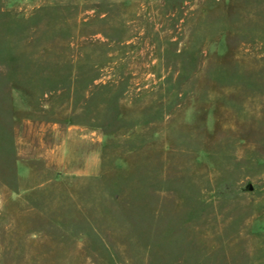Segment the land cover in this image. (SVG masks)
I'll return each instance as SVG.
<instances>
[{
    "label": "rangeland",
    "instance_id": "374dc122",
    "mask_svg": "<svg viewBox=\"0 0 264 264\" xmlns=\"http://www.w3.org/2000/svg\"><path fill=\"white\" fill-rule=\"evenodd\" d=\"M0 264H264V0H0Z\"/></svg>",
    "mask_w": 264,
    "mask_h": 264
},
{
    "label": "water",
    "instance_id": "95a60500",
    "mask_svg": "<svg viewBox=\"0 0 264 264\" xmlns=\"http://www.w3.org/2000/svg\"><path fill=\"white\" fill-rule=\"evenodd\" d=\"M248 190H252L253 189V185L251 183L248 184Z\"/></svg>",
    "mask_w": 264,
    "mask_h": 264
}]
</instances>
